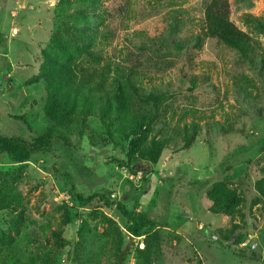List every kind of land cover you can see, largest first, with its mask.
I'll use <instances>...</instances> for the list:
<instances>
[{"label":"rangeland","instance_id":"rangeland-1","mask_svg":"<svg viewBox=\"0 0 264 264\" xmlns=\"http://www.w3.org/2000/svg\"><path fill=\"white\" fill-rule=\"evenodd\" d=\"M209 1L101 0L103 25L95 49L103 50L104 58L113 63L139 67L146 84L158 86L162 82V89L174 92L168 102L172 109L166 117L168 125L176 123L172 115L184 108L195 107L206 118L189 148L182 149V141H174L157 165L142 172L133 173L117 163L126 160L127 142L117 131L108 135L97 118H90L85 130L75 127L68 133V146L56 141L51 152L36 153L23 166L0 155L3 178L17 179L15 186L27 207L24 247H29V240L33 245H46L45 236L51 238L48 225L56 228L67 211L73 224L64 229V237L78 239L85 219L92 228L87 235L86 258L107 251L100 263L113 264L115 258L101 238L106 227L93 215L98 209L122 227L127 235L125 245L131 248L125 264H136L134 249L145 248V237L130 242L115 207L108 210L98 202L95 210L79 207L73 201L74 186L76 193L86 197L106 193L128 210L155 222L161 236L155 264H264V199L255 190L264 166V89L258 76L236 51L215 39L206 41L201 50L187 45L182 55L166 54L164 50L157 55L154 46H142L154 40L155 48L158 45L161 49L160 42L167 39L174 49L175 38L190 39L201 30ZM229 1L232 21L255 36L264 51V29L243 20L246 14L263 17L264 0ZM59 6L60 0H0V134L31 141L50 126L44 113V82L24 83L40 73L44 51L54 41L66 39V28L75 21L74 17L63 16ZM178 9L184 15L177 14V18L183 22L173 37L170 23L174 22L173 11ZM80 65L98 72L101 69L94 61H82ZM238 75L251 76L258 82L252 104L237 93L234 83ZM191 76L198 78L194 92L187 89ZM158 77L163 80L158 81ZM166 126L160 123L157 127ZM225 179L243 199L234 217L210 211L208 191L215 182ZM4 218L0 213V232ZM230 230H234L233 239L244 238L238 247L245 250L243 255H236L229 241L221 242ZM9 256L0 244V264H13ZM62 262L76 264L71 258Z\"/></svg>","mask_w":264,"mask_h":264},{"label":"trees","instance_id":"trees-1","mask_svg":"<svg viewBox=\"0 0 264 264\" xmlns=\"http://www.w3.org/2000/svg\"><path fill=\"white\" fill-rule=\"evenodd\" d=\"M100 4L101 0H60L61 14L68 18L74 17L75 21L71 27L66 28V39L59 40L58 43L54 41L49 50L44 51V63L40 73L24 83L32 85L44 82L47 91L44 113L50 126L46 132L31 141L0 134V155H6L13 164L23 166L32 160L34 154L51 152L56 141L68 146L69 139L66 135L75 127L85 130L90 118H97L108 135L112 136L113 131H117L126 140V160L117 163L133 173L148 170L150 165H157L163 153L170 149V145L176 140L182 141V149L189 148L201 132V122L206 118L203 117L202 111L195 107L184 108L182 112L172 115V119L177 118L176 123L168 125L166 117L172 111L168 102L174 92L171 89H162V82L158 86L146 84V78L139 67L113 63L104 58L103 50L95 49L96 40L101 34L99 29L103 25L99 14ZM182 13V9L173 11L174 22L170 23V34L173 37L180 32V24L183 21L177 18V14L180 16ZM231 14L229 0H210L204 10L203 24L199 25L201 30L190 39L175 38L174 49L167 39L160 42L161 49H158V45L155 48L154 40H149L150 42H145L142 46L149 49L154 46L153 51L157 55L163 54V50L166 54L177 52V55H182L187 45L201 50L206 41L215 39L236 51L249 63L250 69L256 77L258 76L264 89V51L255 36L243 31L232 21ZM243 20L247 24L260 27L259 30L264 29V16L254 17L246 14ZM103 33L102 36L106 39L107 35ZM82 61H94L101 69L98 72L91 67H84L80 65ZM150 79L154 80L153 77ZM161 79L163 80L158 77L157 80L162 81ZM188 80L187 89L194 92L198 88V78L191 76ZM257 84L258 82L248 75L235 77L237 93L250 104L255 100L254 90ZM260 117H264L262 112ZM160 123L167 126L157 127ZM55 172L59 173L58 170ZM261 175L255 182V190L264 199V166L261 168ZM3 177L5 175L0 172V213L5 214L0 244L1 249L11 254L9 259H12L13 264H63V258H71L76 264H101L102 259L107 256V251L96 254L95 257L92 255L91 259L86 258L87 235L92 228L85 219L82 220L77 233L78 239L70 241L64 237V229L73 224V218L67 211L56 228L46 226L51 234V238L45 236L46 245H33V240H29V247H24L27 236L24 234V228L28 223L27 207L15 186L17 179ZM72 191L73 201L81 208L95 210V202L103 203L108 210L115 207L128 232L130 242L145 237V248L134 249L136 264H155L161 249V236L155 222L128 210L126 205L112 200L106 193L86 197L76 193L74 186ZM208 197L212 202L210 211L215 215L234 217L243 203L242 197L231 187L228 179L215 182L208 191ZM93 215L95 218L100 217L106 227L101 233V238L107 245L106 248L112 252L110 256L115 258L113 264H125L131 248L129 244L125 245L127 235L124 230L115 219L98 209ZM223 235L221 242L229 241L236 255L245 253L244 249L238 248L244 240L243 237L233 239L234 230ZM30 245L35 247L31 248Z\"/></svg>","mask_w":264,"mask_h":264}]
</instances>
